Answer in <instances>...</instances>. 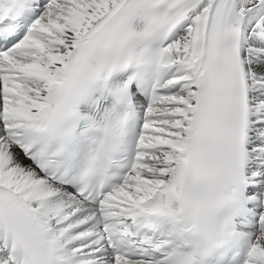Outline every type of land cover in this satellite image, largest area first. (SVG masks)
Masks as SVG:
<instances>
[{
    "label": "snow or ice",
    "instance_id": "obj_1",
    "mask_svg": "<svg viewBox=\"0 0 264 264\" xmlns=\"http://www.w3.org/2000/svg\"><path fill=\"white\" fill-rule=\"evenodd\" d=\"M0 264H264V0H0Z\"/></svg>",
    "mask_w": 264,
    "mask_h": 264
}]
</instances>
